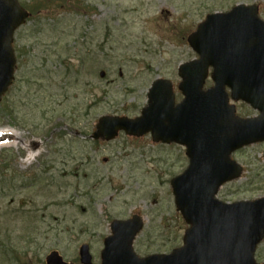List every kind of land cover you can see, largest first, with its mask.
Listing matches in <instances>:
<instances>
[{
    "label": "rangeland",
    "instance_id": "rangeland-1",
    "mask_svg": "<svg viewBox=\"0 0 264 264\" xmlns=\"http://www.w3.org/2000/svg\"><path fill=\"white\" fill-rule=\"evenodd\" d=\"M20 2L33 13L15 33L16 79L0 103V129L19 134L0 143V264H46L54 250L80 264L85 243L101 264L111 222L132 213L145 220L135 244L140 255L180 247L187 225L170 184L188 166L185 148L150 135L121 133L109 142L91 135L103 115L138 116L155 79L179 84L177 67L197 56L187 35L208 13L256 2L264 19V0ZM233 158L245 172L219 199L263 196L264 143ZM256 256L264 261V241Z\"/></svg>",
    "mask_w": 264,
    "mask_h": 264
},
{
    "label": "water",
    "instance_id": "water-1",
    "mask_svg": "<svg viewBox=\"0 0 264 264\" xmlns=\"http://www.w3.org/2000/svg\"><path fill=\"white\" fill-rule=\"evenodd\" d=\"M18 1L0 0V102L15 77L13 33L30 15ZM257 10L241 4L230 12H215L188 35L200 58L179 67V88L185 95L181 103H175L172 82L157 79L141 116L99 119L92 135L96 140H112L122 130L134 136L151 132L155 142L185 145L190 159L170 184L189 225L183 245L169 254L140 258L133 242L143 220H115L113 235L104 241L102 264H264L254 256L264 239V196L232 203L216 198L224 182L243 174L232 153L264 141V21ZM210 67L215 85L205 90ZM229 96L249 103L260 115L239 117ZM89 252V245L81 246L82 264H93ZM46 261L71 264L56 250Z\"/></svg>",
    "mask_w": 264,
    "mask_h": 264
},
{
    "label": "bare ground",
    "instance_id": "bare-ground-1",
    "mask_svg": "<svg viewBox=\"0 0 264 264\" xmlns=\"http://www.w3.org/2000/svg\"><path fill=\"white\" fill-rule=\"evenodd\" d=\"M19 134L18 132H16L14 129L12 128H3L0 129V143H4V142H11L13 141V143L16 141V139L18 140Z\"/></svg>",
    "mask_w": 264,
    "mask_h": 264
},
{
    "label": "trees",
    "instance_id": "trees-1",
    "mask_svg": "<svg viewBox=\"0 0 264 264\" xmlns=\"http://www.w3.org/2000/svg\"><path fill=\"white\" fill-rule=\"evenodd\" d=\"M7 250V252L6 253H8V252H10V251H12V249L11 250H9V249H6ZM13 252V251H12ZM25 252V254H26V251H24ZM9 255V254H8ZM14 255V254H13ZM9 257V256H8Z\"/></svg>",
    "mask_w": 264,
    "mask_h": 264
},
{
    "label": "flooded vegetation",
    "instance_id": "flooded-vegetation-1",
    "mask_svg": "<svg viewBox=\"0 0 264 264\" xmlns=\"http://www.w3.org/2000/svg\"><path fill=\"white\" fill-rule=\"evenodd\" d=\"M134 214H138V213H132V215L131 216H133ZM135 244H136V242H135ZM136 246V245H135Z\"/></svg>",
    "mask_w": 264,
    "mask_h": 264
}]
</instances>
